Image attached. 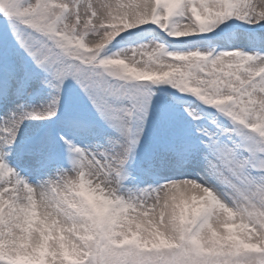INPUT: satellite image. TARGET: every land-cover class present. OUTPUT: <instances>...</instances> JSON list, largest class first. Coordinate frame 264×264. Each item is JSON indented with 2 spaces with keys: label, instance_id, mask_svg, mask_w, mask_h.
<instances>
[{
  "label": "snow or ice",
  "instance_id": "snow-or-ice-1",
  "mask_svg": "<svg viewBox=\"0 0 264 264\" xmlns=\"http://www.w3.org/2000/svg\"><path fill=\"white\" fill-rule=\"evenodd\" d=\"M0 18V264H264V0Z\"/></svg>",
  "mask_w": 264,
  "mask_h": 264
},
{
  "label": "rangeland",
  "instance_id": "rangeland-1",
  "mask_svg": "<svg viewBox=\"0 0 264 264\" xmlns=\"http://www.w3.org/2000/svg\"><path fill=\"white\" fill-rule=\"evenodd\" d=\"M0 19H2V18H0Z\"/></svg>",
  "mask_w": 264,
  "mask_h": 264
}]
</instances>
